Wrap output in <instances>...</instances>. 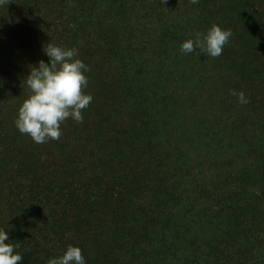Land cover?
<instances>
[{
	"label": "trees",
	"instance_id": "trees-1",
	"mask_svg": "<svg viewBox=\"0 0 264 264\" xmlns=\"http://www.w3.org/2000/svg\"><path fill=\"white\" fill-rule=\"evenodd\" d=\"M213 23L220 56L181 51ZM48 43L78 49L93 99L36 143L15 119ZM0 228L17 264L70 244L87 264H264V0L0 5Z\"/></svg>",
	"mask_w": 264,
	"mask_h": 264
},
{
	"label": "clouds",
	"instance_id": "clouds-1",
	"mask_svg": "<svg viewBox=\"0 0 264 264\" xmlns=\"http://www.w3.org/2000/svg\"><path fill=\"white\" fill-rule=\"evenodd\" d=\"M5 2L0 0V5ZM192 3H198V0H192ZM231 36V30L213 23L206 33L197 32L195 37L183 41L180 49L188 54L199 48L207 56L217 57L222 54ZM44 52L49 62L40 60L38 65L31 67L26 77L30 92L15 119L17 129L28 134L36 143L59 139L61 125L69 118L77 123L83 122V110L93 99L90 93L84 91L88 85L86 73L90 69L78 58L77 48L48 43ZM231 93L237 96L239 103L249 102L244 91L231 90ZM23 259L16 246L9 241V232L0 228V264H17ZM47 264H87V259L81 247L70 244L62 255L49 258Z\"/></svg>",
	"mask_w": 264,
	"mask_h": 264
}]
</instances>
